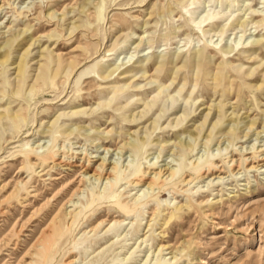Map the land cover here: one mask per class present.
I'll return each mask as SVG.
<instances>
[{"label": "rangeland", "instance_id": "1", "mask_svg": "<svg viewBox=\"0 0 264 264\" xmlns=\"http://www.w3.org/2000/svg\"><path fill=\"white\" fill-rule=\"evenodd\" d=\"M263 154L264 0H0V264H264Z\"/></svg>", "mask_w": 264, "mask_h": 264}, {"label": "bare ground", "instance_id": "2", "mask_svg": "<svg viewBox=\"0 0 264 264\" xmlns=\"http://www.w3.org/2000/svg\"><path fill=\"white\" fill-rule=\"evenodd\" d=\"M51 154L53 155L55 161L57 162V163L55 162L56 163L55 164V167L56 166H61L62 164H65V165H68L69 164V163L67 164L68 161H64L61 158L57 159L56 158L57 155H54V153H51ZM261 156H262V158H261L260 162L261 161L264 162V154L261 155ZM205 168H206L205 173L210 172V171L215 172V173L218 172V170H217L218 166L215 163L208 164ZM254 168L255 167H254V163H253V164H251V169H254ZM86 170H89V168L87 167ZM113 171H114V169H112V170L109 169L108 170V168L106 169L105 168V165L103 163H101L99 166H97L94 169L93 174H92V177L93 176L95 177L97 175H101V176L110 178L113 175ZM166 175H168V177ZM165 176H166V179H164ZM176 176H177V173L175 171L171 170L170 168H165V169H162L161 168L160 170L154 171L152 173H148V172H145V171H141V172H139V173H137L135 175V178L132 181V183H135V185H137V186L138 185L139 186L140 185H146L147 186V189H151L152 190L153 188H155L157 186H160V185H162V186L169 185L170 183H167L166 180H168V178H169L170 179V182H172V181H174L176 179ZM181 183H185L186 185H188V184L191 183V181L190 180L186 181V179H183L181 181ZM71 200H72V198L69 200V202H71ZM56 221H57V215L54 216V218L52 219V221L50 222V224L45 229L44 233H46V232L50 231L51 229H53ZM49 234H50V232H49Z\"/></svg>", "mask_w": 264, "mask_h": 264}]
</instances>
